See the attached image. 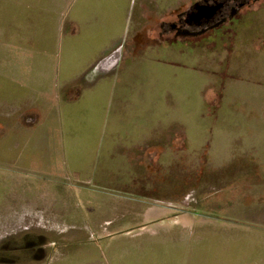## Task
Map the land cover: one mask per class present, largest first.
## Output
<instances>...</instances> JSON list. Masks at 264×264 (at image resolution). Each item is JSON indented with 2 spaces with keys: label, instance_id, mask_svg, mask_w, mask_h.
<instances>
[{
  "label": "crops",
  "instance_id": "1",
  "mask_svg": "<svg viewBox=\"0 0 264 264\" xmlns=\"http://www.w3.org/2000/svg\"><path fill=\"white\" fill-rule=\"evenodd\" d=\"M212 1L0 0V41L15 46L13 55L17 56L15 65L4 69L12 74L1 76L0 137L16 138L10 146L16 152V168L28 176L24 182L33 185L32 207L40 215L44 212L47 222L50 217H61L63 230L57 227L52 232L68 234L59 244L68 249L67 255H54L48 264L67 263L71 253L87 241L88 232L91 236L97 229L102 231L105 220H98V209L103 204L142 199L138 189H161L168 174L173 176L170 181L176 193L177 163L166 168L164 153L178 139L182 143L183 127L175 123L168 132L160 121L149 131L159 113L157 105L163 103L166 111L167 105L175 109L176 101L167 102L168 97L160 94L165 88L166 60L172 57L165 60L167 25L185 12L198 20L203 7L213 8ZM4 23L11 27L3 31ZM263 40L260 36L253 46ZM170 41L172 46L183 42L179 38ZM263 49L264 45L255 52ZM170 50L171 55L177 52L173 47ZM254 108L264 119L263 95L256 96ZM242 110L239 119L244 113L251 124L253 114ZM255 123L256 139L247 138L244 151L252 152L246 160L254 164L256 184H261L263 192L264 128L258 119ZM237 125L242 129L244 123ZM243 132L250 136L246 129ZM11 149L6 147V151ZM100 161L104 170L101 165L95 173L93 165ZM114 166L126 174L122 171L120 176ZM146 205L151 213L149 197ZM108 220L107 225L111 224ZM84 234L86 239L81 238Z\"/></svg>",
  "mask_w": 264,
  "mask_h": 264
},
{
  "label": "rangeland",
  "instance_id": "2",
  "mask_svg": "<svg viewBox=\"0 0 264 264\" xmlns=\"http://www.w3.org/2000/svg\"><path fill=\"white\" fill-rule=\"evenodd\" d=\"M210 5L213 8L203 7L200 18L192 23L185 12L167 25L165 60L172 57L166 60L165 88L160 94L168 97L167 102L176 101L175 109L167 105L166 111V105H157L159 113L149 124V131L160 121L168 132L175 123L183 127L182 143L178 139L164 153L166 168L177 163L176 193L170 181L173 176L166 173L167 189H138L142 199L126 197L110 200L108 207L103 204L98 209V220H105L102 231L97 229L91 236L88 232V242L72 252L65 264H264V190L256 184L254 164L246 160L252 152L244 151L247 138L256 139L255 120L264 128V119L254 108L256 96L264 97V49L255 52L264 40L253 46L264 36V1L215 0ZM3 25V31L11 27ZM176 38L183 42L172 46L170 40ZM170 47L176 54L171 55ZM14 48L0 41V82L1 76L12 74L4 69L15 65ZM240 101L243 110L253 114L251 124L244 113L239 119ZM239 122L244 123L242 129ZM244 129L250 136H243ZM15 140L12 135L0 137V258H17L15 264H48L54 255H67L68 249L59 244L68 234L61 233V217L47 222L46 214L32 207L36 194L33 185L24 182L26 172L15 166L16 152L10 146ZM93 166L99 173L105 164L100 161ZM119 166L113 170L122 169ZM147 197L151 213H147ZM56 220L60 226L53 224ZM57 227L60 232H52ZM38 235L45 239L44 251L41 259L33 260L32 253L22 248ZM81 238L86 239L85 234ZM8 246L19 248L7 252Z\"/></svg>",
  "mask_w": 264,
  "mask_h": 264
},
{
  "label": "flooded vegetation",
  "instance_id": "3",
  "mask_svg": "<svg viewBox=\"0 0 264 264\" xmlns=\"http://www.w3.org/2000/svg\"><path fill=\"white\" fill-rule=\"evenodd\" d=\"M193 20H194V18L190 19L189 22L192 23ZM44 241H45L44 237H42L41 235H38V236H36L35 240L31 241L30 243L29 242H26L24 244V247L23 248L21 247V248L24 249L25 251L31 252L32 253V259L33 260L34 259L35 260H39L43 256L41 254V252L44 251L43 250ZM18 248H19L18 246H14V247L13 246H11V247L8 246L7 252H14ZM0 262H7L9 264H15L17 262V258L16 259H12L10 257H4V258H0Z\"/></svg>",
  "mask_w": 264,
  "mask_h": 264
},
{
  "label": "trees",
  "instance_id": "4",
  "mask_svg": "<svg viewBox=\"0 0 264 264\" xmlns=\"http://www.w3.org/2000/svg\"><path fill=\"white\" fill-rule=\"evenodd\" d=\"M235 16H233L232 18H234Z\"/></svg>",
  "mask_w": 264,
  "mask_h": 264
}]
</instances>
